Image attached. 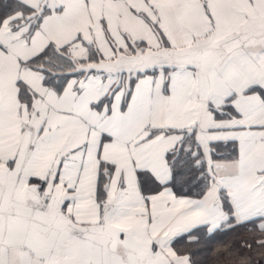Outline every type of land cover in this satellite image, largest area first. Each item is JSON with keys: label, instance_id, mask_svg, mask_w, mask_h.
<instances>
[{"label": "snow or ice", "instance_id": "obj_1", "mask_svg": "<svg viewBox=\"0 0 264 264\" xmlns=\"http://www.w3.org/2000/svg\"><path fill=\"white\" fill-rule=\"evenodd\" d=\"M264 264V0H0V264Z\"/></svg>", "mask_w": 264, "mask_h": 264}, {"label": "trees", "instance_id": "obj_2", "mask_svg": "<svg viewBox=\"0 0 264 264\" xmlns=\"http://www.w3.org/2000/svg\"><path fill=\"white\" fill-rule=\"evenodd\" d=\"M244 264H246V262H244Z\"/></svg>", "mask_w": 264, "mask_h": 264}]
</instances>
